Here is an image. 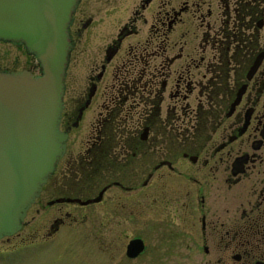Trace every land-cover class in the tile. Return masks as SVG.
Masks as SVG:
<instances>
[{"label":"flooded vegetation","instance_id":"1","mask_svg":"<svg viewBox=\"0 0 264 264\" xmlns=\"http://www.w3.org/2000/svg\"><path fill=\"white\" fill-rule=\"evenodd\" d=\"M67 30L65 145L0 239L25 229L45 246L91 213L130 223L143 203L148 232L123 234L124 261L264 264V0H76ZM152 210L170 232H152ZM109 235L104 263L120 264Z\"/></svg>","mask_w":264,"mask_h":264},{"label":"water","instance_id":"2","mask_svg":"<svg viewBox=\"0 0 264 264\" xmlns=\"http://www.w3.org/2000/svg\"><path fill=\"white\" fill-rule=\"evenodd\" d=\"M75 1L0 0V37L21 41L42 69L0 70V236L20 226L65 145L58 122ZM142 247L132 237L127 252Z\"/></svg>","mask_w":264,"mask_h":264},{"label":"rangeland","instance_id":"3","mask_svg":"<svg viewBox=\"0 0 264 264\" xmlns=\"http://www.w3.org/2000/svg\"><path fill=\"white\" fill-rule=\"evenodd\" d=\"M25 68H29L34 72L40 70V64L35 54L27 50L21 43H15L11 40L0 39V70L16 71ZM95 205V204H94ZM92 205V206H94ZM145 206L143 203L136 204L135 216L130 223H101L96 219H86L85 222L74 220L72 223H68L57 231L54 237H49V242L45 246L33 245L31 239L19 240L28 231L22 229L17 234L10 238L0 239V264H105L106 255L109 251L111 253V247L107 250L97 244V234L103 233L107 238H111L109 235L112 232H119V243L121 248L118 250L120 256L117 257L116 262L120 264H130V261H124L125 254L123 251V234L132 235L134 233L148 232V220L149 218L145 213ZM152 215V221L154 222V228L152 232H170L171 230L164 227L163 222L172 221L170 216L164 212L160 214H153V210L149 213ZM39 214L35 213L34 219H38ZM28 217L33 220V210L29 211ZM159 217L164 218L163 220ZM30 219V220H31ZM162 222V223H161ZM32 223V222H31ZM185 219L179 222L180 232L188 231ZM172 225V222H171ZM150 228V227H149ZM173 231V230H172ZM107 234V235H106ZM52 241V242H51ZM111 240H106V242ZM114 242V241H113ZM111 248V249H110ZM178 248L186 249L184 245L178 246ZM144 258L146 254L143 253ZM179 258H182L179 256ZM109 262L113 261L108 257ZM177 259V257H176ZM145 259L140 258L136 261V264H145ZM172 261L168 257L167 264H171ZM174 264H187L183 259H177Z\"/></svg>","mask_w":264,"mask_h":264}]
</instances>
